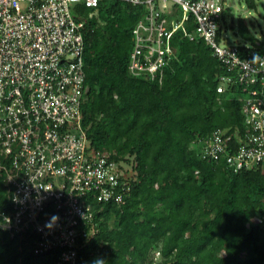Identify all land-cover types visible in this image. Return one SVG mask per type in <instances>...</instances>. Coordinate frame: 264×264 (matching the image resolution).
<instances>
[{"label":"trees","instance_id":"1","mask_svg":"<svg viewBox=\"0 0 264 264\" xmlns=\"http://www.w3.org/2000/svg\"><path fill=\"white\" fill-rule=\"evenodd\" d=\"M246 3L257 10L255 0ZM146 11L120 0H103L96 13L81 7L83 126L90 146L110 150L130 165L132 176L125 204L108 202L96 210L98 230L83 240L77 264L96 258L148 264L156 248L161 264H264V166L234 172L202 158L193 145L216 128L227 129L236 143L244 139L246 89L233 85L218 92L227 68L203 38L180 32L161 80L132 75V30ZM231 14L226 6L220 32L233 29L255 45L253 22L239 17L236 23ZM186 26L195 30L191 21ZM7 203L0 183V204ZM254 216L261 222H252ZM35 239L31 232L0 230V264H58L56 251L35 253Z\"/></svg>","mask_w":264,"mask_h":264},{"label":"built area","instance_id":"2","mask_svg":"<svg viewBox=\"0 0 264 264\" xmlns=\"http://www.w3.org/2000/svg\"><path fill=\"white\" fill-rule=\"evenodd\" d=\"M102 1L0 0V183L9 201L0 204V230L34 233L35 253L56 251L58 264H77L83 240L98 230V207L125 204L131 189L130 165L91 147L83 126L81 7L96 13ZM120 1L147 9L132 30V75L161 80L180 32L203 38L227 68L218 92L233 85L246 89L244 139L236 143L227 129L216 128L193 141L201 157L234 172L264 166V36L255 45L228 43L220 32L226 0ZM54 214L58 219L46 227ZM161 263L156 248L148 264Z\"/></svg>","mask_w":264,"mask_h":264},{"label":"rangeland","instance_id":"3","mask_svg":"<svg viewBox=\"0 0 264 264\" xmlns=\"http://www.w3.org/2000/svg\"><path fill=\"white\" fill-rule=\"evenodd\" d=\"M255 1L257 10L250 9L247 6L246 0H226V6L232 7L236 23L239 17H243L247 22H253L256 34L264 36V0ZM223 31L227 34L228 43H242L241 38L236 35L235 30L224 28Z\"/></svg>","mask_w":264,"mask_h":264},{"label":"clouds","instance_id":"4","mask_svg":"<svg viewBox=\"0 0 264 264\" xmlns=\"http://www.w3.org/2000/svg\"><path fill=\"white\" fill-rule=\"evenodd\" d=\"M58 219V216L57 215H53L51 217V221L46 223V227H50L52 224L55 223V221ZM105 260L102 259V258H96L92 261V264H104Z\"/></svg>","mask_w":264,"mask_h":264},{"label":"water","instance_id":"5","mask_svg":"<svg viewBox=\"0 0 264 264\" xmlns=\"http://www.w3.org/2000/svg\"><path fill=\"white\" fill-rule=\"evenodd\" d=\"M234 19V14H231V20H233Z\"/></svg>","mask_w":264,"mask_h":264}]
</instances>
